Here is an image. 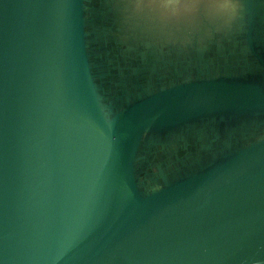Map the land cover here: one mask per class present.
<instances>
[{"label":"water","instance_id":"95a60500","mask_svg":"<svg viewBox=\"0 0 264 264\" xmlns=\"http://www.w3.org/2000/svg\"><path fill=\"white\" fill-rule=\"evenodd\" d=\"M178 53L120 0H0V264L264 260V0Z\"/></svg>","mask_w":264,"mask_h":264},{"label":"clouds","instance_id":"9594fccd","mask_svg":"<svg viewBox=\"0 0 264 264\" xmlns=\"http://www.w3.org/2000/svg\"><path fill=\"white\" fill-rule=\"evenodd\" d=\"M122 15L178 53H202L228 37L242 17V0H120ZM241 264H264L245 258Z\"/></svg>","mask_w":264,"mask_h":264}]
</instances>
